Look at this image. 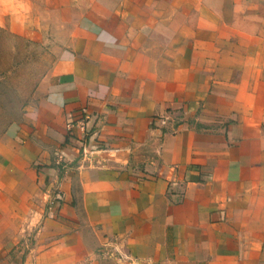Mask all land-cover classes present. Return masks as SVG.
I'll list each match as a JSON object with an SVG mask.
<instances>
[{
    "label": "crops",
    "instance_id": "0c3cea01",
    "mask_svg": "<svg viewBox=\"0 0 264 264\" xmlns=\"http://www.w3.org/2000/svg\"><path fill=\"white\" fill-rule=\"evenodd\" d=\"M13 1L0 264H264V0Z\"/></svg>",
    "mask_w": 264,
    "mask_h": 264
},
{
    "label": "rangeland",
    "instance_id": "374dc122",
    "mask_svg": "<svg viewBox=\"0 0 264 264\" xmlns=\"http://www.w3.org/2000/svg\"><path fill=\"white\" fill-rule=\"evenodd\" d=\"M16 8L13 0L0 1V23H9L8 29L0 28V139L21 121L43 54L36 43L19 35L22 20L13 19Z\"/></svg>",
    "mask_w": 264,
    "mask_h": 264
},
{
    "label": "built area",
    "instance_id": "2783aa9c",
    "mask_svg": "<svg viewBox=\"0 0 264 264\" xmlns=\"http://www.w3.org/2000/svg\"><path fill=\"white\" fill-rule=\"evenodd\" d=\"M159 120H160V122H162L164 124H166V122H167V119H165V121H164L163 119L159 118ZM79 124H80V126H79L80 131L81 132H84L85 131V124L83 123V121H81ZM65 127H66V130H67L68 135L70 137H72L73 134H74L73 133V121L72 120H69L67 122V124H66Z\"/></svg>",
    "mask_w": 264,
    "mask_h": 264
}]
</instances>
